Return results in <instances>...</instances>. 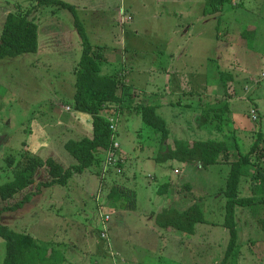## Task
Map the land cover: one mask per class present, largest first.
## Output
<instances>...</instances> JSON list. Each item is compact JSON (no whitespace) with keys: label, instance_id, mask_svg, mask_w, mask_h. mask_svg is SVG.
I'll return each mask as SVG.
<instances>
[{"label":"rangeland","instance_id":"374dc122","mask_svg":"<svg viewBox=\"0 0 264 264\" xmlns=\"http://www.w3.org/2000/svg\"><path fill=\"white\" fill-rule=\"evenodd\" d=\"M64 1L73 4L77 0ZM81 1L86 7L77 8V15L84 23L88 41L106 46L108 58L115 51L116 34L122 28L123 33L128 28V35L142 37L138 39L142 60L129 67L128 73L146 85L137 89L143 93L140 103L156 106L170 130V138L163 143L161 133L146 125L135 111L123 109L116 114H104L114 126L113 143L120 144L126 157L119 153L122 161L110 168L111 173L102 178L103 182L99 175L102 165L104 168L101 161L71 177L66 186L43 187L21 209L4 211L0 223L28 233L40 242H60L61 252L67 258L65 264H222L229 234L223 226L225 198L219 192L227 184L231 165L222 163L198 170L177 159L159 163L156 158L167 151L168 145L172 147L175 140L185 143L232 140L235 143L232 149L244 154L252 149L260 134L264 136V0H232L221 13H214L209 23L197 16L200 0L184 6L192 11L189 23L184 22L190 26L189 36L184 38L190 40L186 47L194 45L192 55L181 62L179 76L186 80L184 90L191 91V95L183 97L169 89L164 91L161 85L165 66L162 51L167 48L163 36L175 27L172 20L163 16L162 6L167 0H127L143 9L142 16L135 15L134 20L125 6L120 9L125 0ZM16 11L30 12V19L38 24L39 47L34 53L0 60V186L11 181L10 157L16 159L12 169L23 162L24 154L43 160L53 158L68 168L77 161L69 155L65 144L86 136L81 130L67 127L69 118L76 116L66 107L75 110V67L84 46L73 12L54 5L38 6L37 0H0V34L6 15ZM120 20L123 27L118 25ZM136 23L138 28L134 27ZM246 31H253V35L247 36ZM118 37L121 39V35ZM119 49L121 52L120 46ZM207 55L210 61L202 64ZM122 67L121 62L109 59L103 65V73ZM222 73L232 75L228 81L233 89L220 85ZM194 77L209 85L214 83V96L209 92L200 94L203 91L200 87L189 88L186 84ZM157 90L160 93L156 94ZM162 94L166 96L163 100ZM232 97L237 98L232 99L230 111H225L219 120L207 113L210 106L219 107ZM161 101L168 106H162ZM198 112L204 114V124L196 123ZM82 118L90 130L92 116L82 113ZM98 157L103 160V155ZM120 164H125L123 170ZM175 168L181 169L180 175L173 173ZM48 177L47 167H40L33 186L13 199L3 201L0 197V209L38 190L36 186L45 183ZM244 182L241 196L253 195L246 185L244 189ZM166 184L170 185L169 194L177 192L175 186L180 185L182 205L170 204L159 194ZM187 185L192 191L186 189ZM114 186L136 193L135 209L124 208L125 202L111 203L108 195ZM191 201L201 204L206 222L197 226L195 236L183 235L179 246L175 234L159 228L152 221V214L170 205L184 211ZM101 214L110 218L106 232ZM236 220L238 247L228 264H264V232L257 225L254 211L238 206ZM6 252L7 243L0 237V264H4Z\"/></svg>","mask_w":264,"mask_h":264},{"label":"trees","instance_id":"16d2710c","mask_svg":"<svg viewBox=\"0 0 264 264\" xmlns=\"http://www.w3.org/2000/svg\"><path fill=\"white\" fill-rule=\"evenodd\" d=\"M38 6H59L73 12L76 29L82 39L83 51L75 68L76 92L74 95V108L76 111L92 116V134L79 140H69L65 149L77 162L65 168L53 158L43 160L40 157L24 154L23 162L11 168L15 158L8 159L11 171V181L0 186V197L3 201L13 199L19 192L25 191L36 183V173L40 167H47L48 180L38 186V190L28 192L18 202L0 209V217L4 211L21 209L31 201L32 194H38L43 187L55 185L66 186L71 177L84 173L88 168L102 160L98 155H105L112 143L113 131L104 114H116L118 111L128 109L139 113L146 125L161 133L163 143L170 138V130L166 121L158 114L154 105H143L137 101L139 91L127 84L120 70L112 73H103V65L108 62L106 46L89 43L86 28L77 15V6L64 0H37ZM232 0H205L204 15L221 13L226 4ZM30 12H9L3 22L0 34V60L16 57L26 53H34L39 47V26L30 19ZM123 27V23H122ZM253 31H246L247 36H252ZM245 34V35H246ZM231 74L222 73L220 76L222 86L233 89ZM224 101V100H220ZM219 102V103H220ZM228 100L223 105L211 106L208 114H214L219 120L225 111H228ZM202 124L205 118H202ZM221 126V125H220ZM226 141H194L182 143L178 140L171 147L167 146L156 160L160 163L169 159L181 162L197 163L201 169L228 163L231 165L225 187L220 189L225 198V218L223 226L227 229L229 240L225 249L222 264H228L238 247V230L236 208L250 207L256 216L257 225L264 232V136L260 134L248 153L233 150V144ZM238 145V144H236ZM27 153V152H25ZM104 164V163H103ZM103 166V165H102ZM121 167V164L118 165ZM103 168V167H102ZM102 168L101 174L102 175ZM11 169V170H10ZM245 181V182H244ZM244 182L247 190H252L253 195L241 196L240 188ZM169 184L162 186L159 191L164 194ZM169 190V189H168ZM246 190V191H247ZM108 199L112 204L125 202L124 208L134 209L136 206L133 195L123 187L114 186ZM206 222L201 204L195 203L185 211L177 209H164L155 216V224L161 229H172L181 235H194L197 226ZM0 237L7 243V252L4 264H46V256L52 252L53 243L40 242L28 233L11 229L0 223ZM59 253L53 258V264H62L64 260ZM51 262V261H50Z\"/></svg>","mask_w":264,"mask_h":264},{"label":"crops","instance_id":"0c3cea01","mask_svg":"<svg viewBox=\"0 0 264 264\" xmlns=\"http://www.w3.org/2000/svg\"><path fill=\"white\" fill-rule=\"evenodd\" d=\"M193 1H195V0H167V1L163 2L164 5L162 6V8H164L163 16L172 20V22L175 24V27H174V29H172L171 32H168L167 34H165V36H163V38L165 40V45L167 46V48H165L162 51L164 53V59H165L164 60L165 66L162 68V71L164 72L163 73L164 80H166L168 82L163 80L161 85L164 87V91L169 89L171 92H174L176 95H179V97H183L185 95H191V91H185L184 90L185 84H183L184 83L183 81H186V80L182 79L179 76V74L182 73V68H183V66L181 65V62L183 61V59L185 57H189L193 53L192 52V46L194 44L188 49L186 47V45L188 44L187 42L190 40L186 41L184 39L185 37L187 38L189 36V33H190V26L189 25L185 26L184 22L186 24L189 23V21H188L189 20V14L192 13L191 10H189L188 8H185L184 6H189ZM199 2H201V7H200V12L197 13V16H199L201 20H204V22L209 23V21L211 19L213 20L215 16L213 14L204 15L203 13H204V9H205L204 8L205 7V0H200ZM172 3H174V6H172ZM73 4H75V6H77V8L86 7V5L84 3H82L81 0H77ZM122 6H125L128 9V11L130 13H132L133 20L135 19L134 18L135 15L136 16H142V10L143 9H139V7L133 6L132 1L128 2L127 0H125V3L121 5L120 9L122 8ZM143 6H146V5H143ZM119 15H120V12H119ZM144 17H146V16H144ZM121 22L122 21L120 20L118 22V25L120 24V26H122ZM130 25L131 24H128V27ZM177 26H180V28L177 29ZM134 27L138 28L139 26L136 23ZM123 31H124V28H122L120 33L117 32V34H116L117 41L115 42V44H116L115 51L109 56V58L108 57L107 58H108V60L110 59L111 61H114L115 63H119V62L122 63L123 67L119 68L118 70H120L122 72L121 74L124 77V80L127 84L131 85L132 87H134L138 90L142 89V88H146V85L141 83V81L139 80L138 77H136L133 74H131L129 76V73H128L129 67L137 65L142 60V52H140V55H139V51H141L142 46H141V43L138 41V39H141L142 37L138 36V35H131V34L128 35V28L126 29V32L123 33ZM120 35H121V39L118 37ZM119 42H121V43L119 44ZM119 46L121 48V52L119 51L120 50ZM124 49H125V51H123V53H122V50H124ZM123 54H125L124 58H123ZM209 61H210V55H207L204 58V60L202 61V64H206ZM179 65H181L180 68H178ZM186 85L189 88L200 87L203 90L200 92V94L203 92H209L211 94V96H214V92L216 91V86L214 83L209 85L200 77L191 78ZM220 85H222V84H220ZM217 89H220V88L218 87ZM155 93L156 94L160 93V91L157 90V91H155ZM142 94L143 93H141V94L139 93V95H138L139 98L137 99V101L139 103H140V101H142L141 100ZM159 96H161V95H159ZM165 98H166V96L164 94H162L161 99L163 100ZM217 98L220 99L219 95H217ZM233 98H237V97H232V98L226 99V100H229L228 101V105H229L228 107L229 108H228V111H226V112L230 111V103L233 101L232 100ZM161 102H162L161 103L162 106H168V103L164 104L163 101H161ZM66 110L69 113L74 112V114L76 115L75 117L72 116L69 118V122L67 123V127L69 128V130L70 129H72L74 131L75 130H81V131H83L84 134H86V136L92 134L93 125L91 124L90 130H89V126L84 125L81 112H77L76 110L71 109L70 106H67ZM195 116H196V123L198 125L202 124V122H203L202 118H203L204 114L201 115V113L198 112V114H195ZM0 140H1V136H0ZM180 142L185 143L184 141H180ZM231 143H232V141H231ZM231 143H229V144H231ZM25 152H27V151H24L23 153H25ZM120 153L126 157V155L122 151L121 147H120ZM105 157H106V154L103 155V160H105ZM103 163H104V161H103ZM190 164H192L196 169L201 170V168L198 166L197 163H190ZM124 165L123 164L121 165V167H120L121 170H123ZM176 171H178V173H175ZM109 173H111V171ZM173 173L176 175H180L181 169L175 168ZM102 175H103V172H102ZM102 175H100L101 176V179H100L101 182H103L102 178L104 179V177H102ZM105 178H106V175H105ZM152 179H153V177H152ZM105 183L101 185V188L103 185H105ZM175 187L177 188V192H179V193L172 191V193L169 194L170 190H167L163 195L165 196V198L168 199L170 204L182 205L181 204L182 196L180 195V190H181L180 185L177 184V186H175ZM123 188L126 189V187H123ZM168 188H170V186H168ZM183 188H184V185H183ZM186 189L192 191L190 185H187ZM127 191H129L133 195V197L135 199V203L137 204L136 193L133 190H127ZM159 194H162V193H160V191H159ZM98 196L100 198L101 191L98 192L97 197L95 198L96 201H97ZM108 197H109V195H108ZM200 198H203V197H200ZM195 203H198V202L191 201L189 203V205H186L185 209L187 210L189 207H191ZM224 206H225V203H224ZM135 208H136V206H135ZM164 209H176V208H174L170 205L168 208H164ZM177 210L180 211L179 209H177ZM159 213H153L152 214V221L154 223H155V216ZM167 231L175 234L176 241H177L176 244H179V246H180V244L182 245L183 238H184L183 235L177 233L176 231H174L172 229H167ZM195 235L196 234L192 235V237ZM47 242L53 243L54 247L52 249V252H49L48 256H46V264H53V262H54L53 257L57 253L62 255L61 257L64 258V260L62 261V264H65L67 262V258L64 257L65 254L63 252H61V249H62L61 243L55 242V241H47ZM114 264H115V262H114Z\"/></svg>","mask_w":264,"mask_h":264},{"label":"built area","instance_id":"2783aa9c","mask_svg":"<svg viewBox=\"0 0 264 264\" xmlns=\"http://www.w3.org/2000/svg\"><path fill=\"white\" fill-rule=\"evenodd\" d=\"M263 77H264V73H263ZM110 128L112 131L114 130V126L111 124H110ZM113 135H114V132L112 134L111 146H110L109 150L106 152V157L104 160V168H103V175H102V177H104V178H105V175L109 174L110 168L112 169L115 166H117V164L119 162H121L123 159V156H121L119 154L121 146L117 142L113 143ZM175 173H178V171H176ZM98 199H99V196H98L97 200ZM101 218L103 219L102 224H103L104 232H106L107 231V223H108L110 218H109V216H103L102 214H101ZM104 236H106V234L103 233V237Z\"/></svg>","mask_w":264,"mask_h":264}]
</instances>
